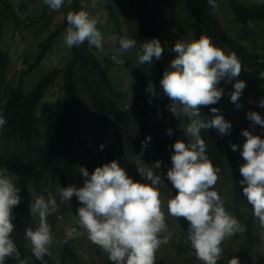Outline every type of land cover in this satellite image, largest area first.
<instances>
[{
  "label": "clouds",
  "instance_id": "1",
  "mask_svg": "<svg viewBox=\"0 0 264 264\" xmlns=\"http://www.w3.org/2000/svg\"><path fill=\"white\" fill-rule=\"evenodd\" d=\"M70 3L71 0H68ZM264 4V0H257ZM51 10L58 11L65 0H43ZM209 7H218L216 0H208ZM96 3L93 0L92 7ZM215 14V13H214ZM68 27L64 34V43L69 49L79 47L85 42L89 47L104 51V38L97 28V19L87 11H69ZM137 46L135 39L127 35L119 39L122 53L130 52ZM164 49L157 38L144 41L137 54L138 63L150 64L153 58L160 60ZM176 53L163 73L160 86L163 94L170 98V111L179 119L187 118L183 130L189 137L188 142L177 140L171 156L172 166L167 171V178L177 190V194L167 200V213L171 217H183L189 222L187 241L197 260L202 264H218L226 238L244 231L239 220L225 207L224 201L215 189L220 179L221 169L214 166L206 152L202 129L215 128L223 137L232 130L230 121L220 115V110L211 108V118L205 119L201 114L202 106L216 104L224 94L218 87L222 80L230 83L240 76L242 63L234 51L226 52L213 43L211 37L202 34L199 39L178 40L171 49ZM264 63V61H261ZM264 79V72L260 73ZM246 87L244 80L237 79L234 91L230 93L231 101L237 108H242L239 100ZM153 96L157 95L152 82L146 89ZM151 102V101H150ZM259 106L264 108V99ZM248 119L264 127V117L260 113L249 111ZM6 119L0 114V130ZM172 135V129L168 130ZM241 135L246 138L240 154L245 161L240 168L243 179L240 184L248 203L253 206V216L258 227L264 229V139L244 129ZM151 137L142 142L146 148ZM101 149L105 145L100 146ZM233 151L240 150V145L231 144ZM143 152H141V155ZM162 161H156L154 168L161 167ZM138 173L147 183L134 181L128 176L117 160L96 167L91 174L84 166L79 167L84 184L77 188L57 186L56 193L60 204L69 202L73 196L78 198L81 207L74 218L76 226H69L65 231V242L87 234V239L107 254L112 264H155L156 252L162 244H167L172 233L166 223L162 210L159 185L161 177L153 168L144 166L137 156ZM21 203L20 188L14 178L0 168V264H6L9 258L18 264H29L22 259L21 253L12 238L15 230L13 208ZM60 204L57 196L48 191L34 197L30 205V214L35 221V228L25 231L26 248L36 258L44 262L46 255H51V245L55 239L48 216L58 213ZM81 229L83 231H81ZM190 253V254H193ZM228 264H240L238 257H233Z\"/></svg>",
  "mask_w": 264,
  "mask_h": 264
},
{
  "label": "trees",
  "instance_id": "2",
  "mask_svg": "<svg viewBox=\"0 0 264 264\" xmlns=\"http://www.w3.org/2000/svg\"><path fill=\"white\" fill-rule=\"evenodd\" d=\"M73 2L75 6L72 11H81L80 1L73 0ZM128 2L135 6L136 23L129 20V16H132V9H127L126 3ZM184 2L192 12L194 27L204 30L205 34L211 37L217 45L228 47L229 51H234L248 72L250 84L264 88V79L260 78V73L264 72V63H261L264 61V54L250 51L246 45L229 36L220 22L216 9L209 7L208 0H184ZM120 3L125 12V22L128 25L127 36L135 39L136 42L143 37L146 41L157 38L164 49L160 60L153 58L150 64H139L135 74L132 103L137 108L140 118L137 138L128 131L130 111L124 110L118 105L111 78L87 42L79 47H73L71 58L62 67L51 69L37 82L29 94L24 90V75L22 74L18 83L7 89L6 99L1 106L0 114L6 119V124L0 130L2 132L0 135V167L11 173L20 174L23 183L20 189L21 203L13 208L15 230L12 233V238L21 253V258L28 259L29 264H32V260L30 251L26 248L23 217L32 219L28 206L30 201L28 185L30 182H32L35 191L44 194L45 198H47L48 191L54 192L58 185L61 187L69 185H75L77 188L82 187L85 178L79 171L80 166L86 167L91 174L96 167L115 160L114 144L106 141L110 129L115 136L120 131L126 133L129 149L140 155L143 152L141 156L146 167L153 168L155 174L161 178V167L154 168V163L164 161L169 169L171 167L169 158L171 159L174 153L175 142L177 140L188 142V137L183 130L184 118L179 119L170 111L168 105L172 101L163 94L160 86L163 73L168 69L171 61L176 58V53L171 51L168 42L162 36L158 12L152 7L151 0H120ZM228 3L231 12L243 23L248 20L264 19V4H245L243 0H228ZM7 15H13L17 19L13 3L10 0H0V25L2 24L1 20H4ZM66 17L53 32L38 43L39 52L36 56V63L43 60L51 43L69 26ZM92 48L96 49L94 46ZM106 61L110 62L111 60L107 57ZM8 64V52L0 50V70H5ZM33 67L34 64H31L26 73ZM92 73L101 76L103 85L109 93L108 99L100 96L94 90ZM59 74H62L61 89L64 101L62 103L59 100L44 102L40 105L38 114L37 110L41 99ZM79 81L84 86L92 107L95 109L101 145H105L103 149L96 152L91 151L90 143L86 137V124L77 110ZM149 82L154 85L157 95L153 96L152 93L146 91ZM212 107L218 108L219 114L231 122L232 130L240 131V128L234 125L230 111L221 100L214 105L201 107V114L205 119L212 117ZM151 119L156 125V133L153 137L150 134ZM169 129H172V135L168 134ZM149 136L151 140L147 147L143 148L142 142ZM201 136L205 140L207 155L214 166L221 169L220 178L227 172L229 158L239 166L245 163L238 151L232 150L229 135L222 137L217 129L209 128L202 129ZM2 140L7 143L10 140L18 141L23 149V156L17 157L13 151L5 149ZM241 179L243 177L239 174L233 184V209L238 217L246 219L250 229L255 226L254 216L250 214L246 217L240 213L241 208L248 202L243 193V187L246 185L240 184ZM159 187H164L163 182ZM216 187L217 184L215 189ZM170 193L174 196L177 194V190L171 182ZM32 221L35 228V221L33 219ZM186 224L189 228L187 220ZM74 226H76L75 223ZM67 253L75 256L71 249L65 246L62 257L65 258ZM44 262L54 264L52 250L50 256L44 257ZM108 263L112 264L109 259ZM6 264H18V262L9 258L6 260ZM39 264H43V262L39 261ZM155 264L164 263L156 256ZM218 264L228 263L220 258Z\"/></svg>",
  "mask_w": 264,
  "mask_h": 264
},
{
  "label": "rangeland",
  "instance_id": "3",
  "mask_svg": "<svg viewBox=\"0 0 264 264\" xmlns=\"http://www.w3.org/2000/svg\"><path fill=\"white\" fill-rule=\"evenodd\" d=\"M10 1L14 5L17 19L13 15H7L4 20H1L2 24L0 25V50H6L9 55L7 68L3 71L0 70V109L6 99L7 89L15 86L22 74L24 75V90L29 94L37 82L46 76L51 69L62 67L72 56V48L69 49L64 43L66 27L51 43L43 60L36 63V56L39 52L38 43L53 32L57 25L67 16V13L73 10L75 6L73 0L70 3L65 0L64 5L58 11L51 10L43 3V0ZM79 1L82 10L87 11L90 16L98 21L97 28L104 37L105 49L100 52L91 47V50L101 61L102 66L111 78L118 105L122 109L130 111L128 131L137 138L140 129V118L137 108L133 106L132 94L135 85V74L139 65L137 54L140 52L141 43L146 40L144 37L138 40L137 46L130 52H120L119 39L127 35L128 29L124 18L125 12L120 0H95V7H92L93 0ZM216 2L218 5L216 8L217 14L227 34L246 45L250 51L264 54V19L248 20L243 23L231 12L228 0H216ZM243 2L245 4H260L257 0H243ZM151 5L158 12L162 36L166 39L171 49L178 40L187 42L193 38L199 39L202 34H205L204 30L194 27L192 12L186 6L184 0H151ZM126 7L127 9H132V16H129V20L131 19L132 23H136L135 6L130 5V2H128ZM212 41L215 43L213 39ZM217 46L229 52L228 47ZM107 57L111 60L110 62L106 61ZM31 64H34L33 69L26 73ZM91 76L94 90L100 96L108 99L109 93L103 85L101 76L96 73H92ZM237 79L246 82V87L239 100L240 104L243 105L242 108H237L231 101L230 93L234 91V84ZM61 86L62 74H59L54 83L47 88L41 99L37 110L38 114L42 103L52 100H59L61 103L64 101L65 98ZM218 87L224 89V94L220 100L230 111L234 125L240 128V131L231 130L229 137L232 144L240 145V150L237 151L242 158L240 151L246 140L241 135L242 130L248 129L254 135H260L264 139V127L256 125L253 128V122L247 116L249 111H254L264 117V108L259 106L261 99H264V88L250 84L248 72L243 66L239 77L234 78L230 83L225 78ZM77 110L86 124V137L90 143L91 151L96 152L101 149L97 114L81 81H79V105ZM183 120L184 124L188 122L186 117ZM155 133L156 125L151 119L150 134L153 137ZM106 141L114 144L116 151L115 160L126 170L128 176L134 181L147 183L144 177L138 173L137 156L140 157L146 167L145 162L139 153L129 149L126 133L120 131L115 136L112 134V129H110L109 134L106 136ZM1 142L5 149L13 151L17 157L23 156V149L18 141L10 140L7 143L2 140ZM169 161L172 166L170 158ZM227 166V172L219 179L216 190L224 201L226 209L239 220L244 231L225 239L221 245L223 249L221 258L226 260L227 263L231 258L238 257L240 264H264V229L258 227V221L256 220L255 226L249 229L246 219L235 214L233 209V184L236 177L240 174V166L231 158L227 160ZM167 171V165L162 161L161 180L164 187H158L161 193L162 210L165 212L166 223L172 235L169 242L162 244L157 250L156 256L164 264H202L201 261L196 259L190 242L187 241L188 227L186 219L183 217L176 219L167 213V200L171 196L174 197L170 193V181L167 178ZM6 174L12 176L16 185L20 189L22 188L23 183L20 174H14L7 170ZM28 188L30 191V201L28 203L30 210L33 198L44 196V194L36 192L32 182L29 183ZM52 193L57 196V203L60 204L56 189ZM81 206L83 205L80 204L78 198L76 196L72 197L69 202L60 204L58 213L47 218L55 237L51 245L54 264H111L108 263L107 254L89 241L86 233L83 236L65 242V231L69 226H74V218L78 214L77 209ZM240 213L246 217L250 214L253 215V206L247 202L241 208ZM23 223L25 231L28 227L34 228V222L29 217H23ZM81 231L83 230L81 229ZM65 246H68L75 256L67 253L65 258H63L62 251ZM31 260L32 264H39V260H36L32 254Z\"/></svg>",
  "mask_w": 264,
  "mask_h": 264
}]
</instances>
